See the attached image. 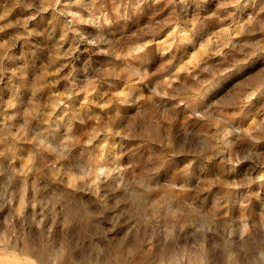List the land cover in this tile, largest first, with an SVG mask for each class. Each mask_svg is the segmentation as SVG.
<instances>
[{"label": "rangeland", "instance_id": "374dc122", "mask_svg": "<svg viewBox=\"0 0 264 264\" xmlns=\"http://www.w3.org/2000/svg\"><path fill=\"white\" fill-rule=\"evenodd\" d=\"M0 264H264V0H0Z\"/></svg>", "mask_w": 264, "mask_h": 264}]
</instances>
